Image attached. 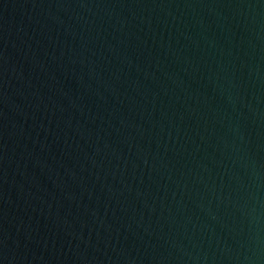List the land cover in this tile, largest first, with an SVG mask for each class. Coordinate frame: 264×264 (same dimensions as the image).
<instances>
[{
	"label": "water",
	"instance_id": "1",
	"mask_svg": "<svg viewBox=\"0 0 264 264\" xmlns=\"http://www.w3.org/2000/svg\"><path fill=\"white\" fill-rule=\"evenodd\" d=\"M0 264H264V0H0Z\"/></svg>",
	"mask_w": 264,
	"mask_h": 264
}]
</instances>
